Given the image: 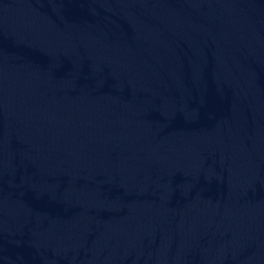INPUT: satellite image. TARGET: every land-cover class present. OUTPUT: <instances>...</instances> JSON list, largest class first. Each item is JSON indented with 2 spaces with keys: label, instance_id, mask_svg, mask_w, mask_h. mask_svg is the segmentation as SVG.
Returning <instances> with one entry per match:
<instances>
[{
  "label": "water",
  "instance_id": "1",
  "mask_svg": "<svg viewBox=\"0 0 264 264\" xmlns=\"http://www.w3.org/2000/svg\"><path fill=\"white\" fill-rule=\"evenodd\" d=\"M0 264H264V0H0Z\"/></svg>",
  "mask_w": 264,
  "mask_h": 264
}]
</instances>
